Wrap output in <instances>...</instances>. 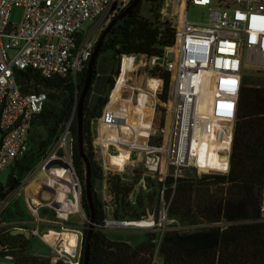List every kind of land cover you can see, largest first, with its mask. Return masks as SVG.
<instances>
[{
	"label": "built area",
	"instance_id": "obj_1",
	"mask_svg": "<svg viewBox=\"0 0 264 264\" xmlns=\"http://www.w3.org/2000/svg\"><path fill=\"white\" fill-rule=\"evenodd\" d=\"M131 1L0 0V174L10 170L27 153L33 123L47 102L45 93L23 94L16 82L15 70L33 69L47 79L67 75L75 78L92 56L96 29L103 23L108 25ZM14 8L24 11L19 25L11 22ZM196 8L203 14L199 19L191 20L189 13ZM89 21L97 23L90 32H85L84 24ZM137 31L140 37L134 44L142 40V30ZM155 32L160 37H171V46L165 47L159 57H141L148 59V71L157 68L166 72L171 82L167 101L162 102L164 115L160 114V132L138 150L139 159L134 162L146 169L145 174L135 171L142 189L145 190L147 182L151 181L161 190L160 225L167 221L174 224V228L162 230L160 244L165 231L185 230L176 220L168 218L167 181L229 173L238 103L246 77L243 71L249 68L264 73V0H164L160 25ZM130 38H134V33L128 41ZM10 51L15 53L13 58ZM156 78L161 83L159 96L164 89V80L160 76ZM107 106L97 122L100 140L109 147L111 143L106 142L105 128L117 125L118 120ZM220 124L227 130L229 127L227 133H222L224 149H227L226 168L206 169L202 165H193V153L200 154L193 148L197 133L200 143L204 144L218 135ZM69 134L67 128L62 137L71 150L73 141L68 139ZM192 169L198 175H193ZM0 184L3 186V190L0 189V238L4 231L13 234L18 229L27 233L23 228L3 222L13 198L6 184ZM174 188L175 184L171 186ZM110 197L109 203L103 199L107 214L101 227L104 232L155 226L149 216L143 221L116 220V207L111 211V219L107 207L114 201L111 194ZM31 203L35 206L34 201ZM144 222H150L149 226H120ZM259 222L264 223V184ZM77 240L73 254L61 248L51 259V264H80L83 235L80 248L78 235ZM7 252L8 246L0 244V254ZM8 259L12 260L11 257ZM157 259L156 255L154 264Z\"/></svg>",
	"mask_w": 264,
	"mask_h": 264
},
{
	"label": "trees",
	"instance_id": "obj_2",
	"mask_svg": "<svg viewBox=\"0 0 264 264\" xmlns=\"http://www.w3.org/2000/svg\"><path fill=\"white\" fill-rule=\"evenodd\" d=\"M163 2L142 0L129 19L118 22L108 33L84 103V141L87 144L84 150L90 160L95 224L88 264H154L156 255L162 264H264V223L259 222V203L264 184V82L249 85L244 80L238 103L229 173L167 181L169 188L165 200L169 204L168 218L176 220L185 228L184 231H165L160 244L158 234L151 233L144 242L133 246L110 240L101 228L107 217L106 204L97 193L96 185L104 181V171L89 150L92 142L91 124L102 117L109 103L107 95L93 103L90 101L94 85L99 80L100 58L112 53L113 60L118 64L115 72L106 79L108 92H111L115 90V78L120 75L119 61L124 55L149 58L161 56L163 49L172 44L171 37H160L155 32L160 25ZM144 6H148L145 13ZM138 29L142 30V40L127 47L128 38ZM88 63L75 78L67 75L47 79L33 69L15 70L14 76L22 93H45L47 102L33 123L27 153L15 162L6 182V188L11 191L20 186L24 177L39 161L48 157V151L69 128V133L74 135L73 167L82 184L81 207L88 218L87 229L83 231L80 264H83L85 237L91 219V209L84 189L86 166L79 155L77 136L78 97L84 87ZM148 73L164 80L159 100L166 102L170 75L157 68ZM160 120L161 115L156 111L153 123L159 130ZM109 184L116 206V220L143 221L148 216L145 213L148 205L155 206V211L158 207L155 215L159 217L161 190L155 187L154 182H147L146 189L135 203L129 199L132 186H128L122 178L109 177ZM173 184L175 188L171 189ZM0 189L3 190L1 184ZM44 213L48 211L44 210ZM25 217L23 208L11 205L4 214L3 222L9 223L10 220ZM29 242L21 234L13 235L12 232L4 231L0 244L8 246V252L0 254V257H11L16 264H48V261L40 262L27 253Z\"/></svg>",
	"mask_w": 264,
	"mask_h": 264
},
{
	"label": "rangeland",
	"instance_id": "obj_3",
	"mask_svg": "<svg viewBox=\"0 0 264 264\" xmlns=\"http://www.w3.org/2000/svg\"><path fill=\"white\" fill-rule=\"evenodd\" d=\"M147 10H148V6H144V13ZM23 13L24 11L22 8H14L11 14V22L13 24L19 25L22 21ZM202 14L203 11L199 8H196L190 11L189 18L191 20H197L200 18ZM96 23L97 21L87 22L86 24H84L83 30L85 32L87 31L90 32L94 28ZM106 26L107 23H103L102 25L99 26V28L96 29V32L94 33L93 36L95 42H97L101 32ZM139 37H140V32L135 31L134 38H130L129 41H127V47H130L132 44H134V41L137 40V38ZM9 54L11 58H13L15 55V53L12 51H10ZM130 56L141 57V55L140 56L130 55ZM143 58H145L146 61L145 67L144 69H137L136 73H142L154 78V76L147 73L149 68L148 59L146 57ZM122 62H123V57L120 58L119 61L120 76L115 78L116 80L115 90L108 92L106 79L115 72L118 64L116 61L113 60L112 53L105 54L100 58L99 80L95 83L90 97V101L92 103L95 102V100L98 99L99 97H105L106 95L109 97V102H110L111 98H113L114 96V93H116L117 90H120V88L117 87L119 84L123 83L124 81L126 82L128 81V83H130V80L128 79L129 74L127 72L130 65L129 63L126 62L122 64ZM243 73L246 76L245 79L246 81L249 82V85H252L253 83L256 82L257 83L264 82V73H261L260 71H255L253 69L247 68L244 69ZM153 84H155V82H153ZM120 93H122L124 96H128V94H125L122 91H120ZM129 108L131 110L130 115H127V113H125L124 111L109 110L111 113L114 114V116L118 120V123L116 125L118 127L117 129L118 133L115 135V140L111 143L109 147H106V143L103 144V142L100 140L98 133V131L100 130V124L98 122H93L91 124L90 138L92 142L91 145L89 146V150L92 153L94 160L97 161L104 170V181L96 185V190L97 193L100 196H102V198L108 203L111 201V197L109 194L110 193L109 177L118 176L122 178V180L128 186H132L133 191L129 196V199L132 203L138 201V196L142 194L144 191L142 189V184L140 179H138L137 176L135 175V171L145 174L146 169L143 168L141 165H138L134 161H138L139 152H140L138 150H142L144 148L146 144L145 141L147 139L144 134L140 133L138 134L137 140H133V137L129 132L130 126L133 129L136 127L138 128V124L136 123L138 119L134 117L135 108L134 107L132 108L131 106L130 107L127 106V110ZM156 110L159 114L164 115V113H162L163 103L159 100V96H158V104L156 106ZM139 122L140 124H142V120H140ZM117 130L115 131V129H113L112 131L117 132ZM62 143L67 144V141L65 140V138L61 136L59 141L56 142L53 145V147L48 151V157L46 159H42L41 161H39L32 168V170L24 177V180L21 183V185L15 188L14 190H12V198H13L12 205H14V207L18 205L20 208H23L25 210L26 217L23 219L17 218L10 220L9 223L12 224L11 227L13 226L14 228H23L26 230L27 233L30 234V235H28L27 233L22 234L23 236H25L26 239L30 240L27 253L32 254L40 262L48 261V264H51V259L57 256V252L62 248V243L57 242L54 245H50L43 238V234L50 231L58 232V233L71 231L80 237L79 240V248H80L83 231L87 229V224H88V218L81 207V195H79V191L77 189L79 186L78 184L76 186H72L68 184L70 178L75 176V171L73 167V157H72L73 150L72 149L70 150L69 145L68 148L65 146L61 147ZM59 151H63L62 156L58 155ZM224 155L225 156L222 157V155L215 154L209 150L205 152H201L197 165L199 166L202 165V167H206V169H223L226 163L225 162L226 154ZM49 160L54 161V163L51 166L46 167V164ZM125 161H130V162L129 163L127 162L125 164ZM67 162H69L70 168L66 166ZM62 169H64L65 171H69L71 169L70 170L71 174L69 175L68 178H66L65 175L62 173ZM9 173L10 170H6L0 174L1 183L6 184L9 177ZM191 173L193 175H198L197 171L193 169ZM53 180L55 181L54 183ZM61 181L64 182L65 184L64 183L61 184ZM45 183L48 186L51 185V188L46 187ZM62 185H64V187ZM65 188H67V192ZM70 192L75 196V198L78 199L80 198V212L71 216H69V214L64 211H65V207L67 206H71V207L73 206L75 209L74 204L73 203H71V205L69 203L63 204L64 202L71 201V199L67 200L68 198L67 193ZM54 200L56 201V203L59 204V207L61 203L63 204L61 206V209H58V212H57V207L54 205ZM31 201L35 202V206L31 203ZM114 207H116L114 203L108 204L107 207L108 210L110 209L109 211H110L111 219H112L111 211L113 210ZM161 207H162V203H160L159 211ZM74 209L69 212H73ZM155 209H156L155 206L151 207L148 205V208H146L145 210V213H147L149 216V218L148 216L147 218L155 222V226L153 228H149V229L144 228L138 230L123 229V230H119V232L111 231V232H107V237L110 240L126 242L133 246L144 242L147 235L151 233H157L159 239L162 230L174 228L172 227V225L174 224L171 221H167L168 223L163 224V226H161L159 217H156L155 215V212L158 210V207L156 211ZM44 210H47L48 213L45 214ZM58 213H59V217H58ZM0 264H16V263L6 257H0ZM157 264H162V261L159 258L157 259Z\"/></svg>",
	"mask_w": 264,
	"mask_h": 264
},
{
	"label": "bare ground",
	"instance_id": "obj_4",
	"mask_svg": "<svg viewBox=\"0 0 264 264\" xmlns=\"http://www.w3.org/2000/svg\"><path fill=\"white\" fill-rule=\"evenodd\" d=\"M125 62L129 63L131 66V69L128 71L129 77L128 79L130 80V83H128V81H124L123 83L119 84L117 87L120 88V90H117L116 93H114L113 98H111L110 102L108 103L107 106V110H114V111H124L125 113H127V115H130V108L127 110V106L128 107H134L135 111H134V117H136L137 120V124H138V128L136 131L130 126V133L131 136L133 137V140H137L138 134L142 133L146 136V141L145 143L148 141V139L150 137L153 136H157L160 132L159 129L154 127V116L156 113V106L158 104V93L160 91V80H158L157 78H153L150 77L148 75L142 74V73H136L137 69H144L146 61L145 58L143 57H135V56H124L123 57V62L122 64H124ZM153 82H155V84H153ZM117 88V89H118ZM120 91L124 92L125 94H128V96H124L122 93H120ZM133 113V112H132ZM129 117V116H128ZM140 120H142V124H140ZM113 129H115V131L118 129V127L116 125L111 126L109 128H105L106 131V137H107V143H112L115 140V135L118 133L112 131ZM218 135H216L214 138H211L210 140L207 139L205 141V143H200L199 141V134L197 133V137H196V141L194 142V151L199 152L201 154V152H205L207 150L215 153V154H220L222 155V157H224L227 152V149H224V141L222 139V133H227V127L225 125H219L218 126ZM227 130V131H226ZM226 131V132H225ZM120 139V138H119ZM116 144V143H115ZM67 147L68 148V144L66 143H62L61 147ZM198 155H192L191 157V161L192 164L195 166H199L197 165L199 156ZM113 158V157H111ZM128 161H125V164ZM124 164V165H125ZM67 166L70 168V164L69 162H67ZM226 168V163L223 167V169ZM71 170V169H70ZM65 171L64 169H62V173L65 175L66 178L69 177V175L71 174V171ZM50 178V177H49ZM50 181V180H49ZM55 181L53 180V183ZM64 183L61 181V184ZM50 184V183H49ZM65 184V183H64ZM72 186H76L78 184V191H79V195H80V185L78 183V180L76 178V176H73L70 178L69 183ZM46 187L51 188V185H47L45 183ZM64 187V185H62ZM66 192H67V188H65ZM68 194V198L67 200L71 199L70 202H64L65 203H69L71 205V203L74 204V207L72 206H67L65 207V211L66 213L69 214V216L71 215H75L78 212H80V198H75V196L70 192L67 193ZM73 200V201H72ZM61 203L60 207L59 204L56 203V201L54 200V205L57 207V212L58 209H61V206L63 205ZM74 209L73 212H69L72 211ZM58 217H59V213H58ZM67 220V219H66ZM150 222H144V223H140V224H132V225H120V226H149ZM43 238L46 240L47 243L54 245L57 242L62 243V248L70 253L73 254L75 248L77 247V235L71 231H65L64 233H58V232H46L43 234Z\"/></svg>",
	"mask_w": 264,
	"mask_h": 264
},
{
	"label": "water",
	"instance_id": "obj_5",
	"mask_svg": "<svg viewBox=\"0 0 264 264\" xmlns=\"http://www.w3.org/2000/svg\"><path fill=\"white\" fill-rule=\"evenodd\" d=\"M142 2V0H133L132 3H130L122 12L118 13L112 20L111 22L103 29V31L101 32L91 59L87 65V71H86V77H85V82H84V87L83 90L80 94V97H78V109H77V123H78V129H77V136H78V147H79V155L81 156V158L84 161V164L86 166V179H85V193H86V197L91 209V219L89 220V227H88V232L87 235L85 237V249H84V257H83V264H88L89 263V251H90V242L92 239V235L94 233V228H95V224H94V208H93V201H92V178H91V169H90V160L88 159V157L85 154V141H84V123H83V108H84V103L85 100L88 96L89 90L91 88L92 85V80H93V76H94V71L96 68V64H97V60L98 57L100 55V52L102 50L104 41L108 35V33L112 30V28L120 21L124 20V19H129L131 17V15L133 14V12L135 11V9L137 8V6ZM74 135L72 133L69 134L68 139L73 141ZM58 155L62 156L63 155V151H59ZM54 163V161L49 160L46 164V167L51 166ZM67 166V165H66ZM68 167V166H67ZM78 183L80 185V195L82 194V184L79 181V178L77 177V175L75 174ZM24 232L21 230H14L13 235H17V234H23ZM28 235H30L29 233H27Z\"/></svg>",
	"mask_w": 264,
	"mask_h": 264
},
{
	"label": "crops",
	"instance_id": "obj_6",
	"mask_svg": "<svg viewBox=\"0 0 264 264\" xmlns=\"http://www.w3.org/2000/svg\"><path fill=\"white\" fill-rule=\"evenodd\" d=\"M126 63H127V62H126ZM129 65H130V64H129ZM130 69H131V66H129L128 71H129ZM128 71H127V72H128ZM123 75H124V74H123ZM134 129H135V131H136V130L139 129V128L136 127V128H134Z\"/></svg>",
	"mask_w": 264,
	"mask_h": 264
},
{
	"label": "flooded vegetation",
	"instance_id": "obj_7",
	"mask_svg": "<svg viewBox=\"0 0 264 264\" xmlns=\"http://www.w3.org/2000/svg\"><path fill=\"white\" fill-rule=\"evenodd\" d=\"M86 179V178H85ZM84 185H85V180H84Z\"/></svg>",
	"mask_w": 264,
	"mask_h": 264
}]
</instances>
